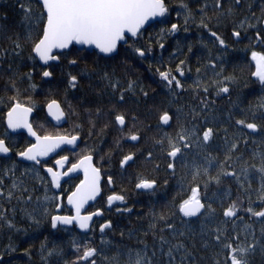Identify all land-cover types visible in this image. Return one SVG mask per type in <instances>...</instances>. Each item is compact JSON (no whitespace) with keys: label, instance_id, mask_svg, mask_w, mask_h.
<instances>
[{"label":"trees","instance_id":"obj_1","mask_svg":"<svg viewBox=\"0 0 264 264\" xmlns=\"http://www.w3.org/2000/svg\"><path fill=\"white\" fill-rule=\"evenodd\" d=\"M26 7L31 6L33 12H39L40 6L37 0H0V52L8 50L6 56H0V98L7 100L9 97L15 96L16 92L12 89V83L21 90L25 97L31 96L34 101L35 116L32 119L34 129L40 135L45 134H64L72 132L76 125H83L80 131L81 144L76 153L63 152L62 155H69L72 162L78 157L85 146H91L96 151V163L100 166L99 157H105L106 162L102 166L105 173L104 179L108 174L113 176V189L103 182V195L95 207L103 209V217L96 220L91 232L88 235L81 234L73 229H58L53 231L48 219L42 217V208L44 195H53L52 187L49 180L43 172V169L37 168L39 176L33 171V166L25 165L17 161L16 153L22 151L29 143H31L25 135L11 136L5 128L3 114L6 111V105L0 104V138L6 140V143L12 148V155L8 159H0V179H3V186L7 191L12 184L13 179L18 183V188L14 189V197L11 202L6 199H0L4 207L8 209L7 215L13 219L16 229H9L5 224L0 222V255L3 259L0 264H74L77 255L76 248L73 246L74 241L81 245L88 244L96 247L99 252L96 264H128V253L131 251L133 255L136 251H145L147 246L148 255L152 257L153 264L157 261H167L168 257L162 255L160 251L159 236L163 235L169 244L164 245L163 251L166 253L170 244H175L177 240H182L195 255L196 264H216L217 260L223 264L224 253L220 246L216 244L211 231L206 235L200 232L201 224L207 223L205 218L201 216L199 219L182 218L179 214L173 217L176 229L186 233L185 236L173 237L171 231L163 228V223L157 225L156 229H150L149 224L152 217L149 215L151 211L159 213L161 210L167 212V205L174 198L179 201L186 193L182 192L180 185L183 183L187 188V182L190 180L191 166L194 162L203 163L202 156L211 153L218 160L224 159L223 146L225 137L229 140L233 137L239 139V154L249 164L259 166L260 157L264 155V86H261L258 79L252 76L255 71V64L251 60V50L264 51V43L256 40V32L259 31L264 36L262 23L264 20V0H240V4H236L235 0H224V8L232 7L234 9L232 15L218 16L213 10L214 0H166L169 7V14L164 23H156L146 29L143 33L141 45L147 46L149 36L152 40V52L147 59H140L128 51L129 44L120 46L118 54L113 58L98 57L97 52H88L86 50H77L72 48L65 52L61 57V61L57 65H51L53 76L51 81H45L41 75L43 68L37 61L29 60L30 42L25 39L29 32L36 30L35 25L30 24L25 19V13L20 5ZM182 3H187L192 9L195 20L190 19L187 24L188 31H184V13L181 10ZM204 3L208 4L207 12L212 17L210 27L223 37L228 45L226 49H221L213 38L209 36L206 29L199 26L200 9ZM181 11V15L177 17L176 12ZM247 21L244 27L240 24ZM171 23H178L181 29L176 34L165 35L159 42L164 43V49L158 46V34L161 28L170 27ZM252 25V26H249ZM240 31L241 36L237 42L232 35L233 30ZM19 38L21 44L24 45L21 56H15L11 53L13 47L12 41ZM203 41V43H202ZM256 44H258L256 46ZM207 45V47H205ZM179 46L180 51H177ZM191 46L192 51L188 48ZM209 54L213 58L219 57L217 71L220 70V61L223 64V75L232 76L235 79L229 84L230 92L228 94L219 93L214 87H210L207 94L202 89L198 90L195 81L199 78L205 83L215 79L211 69H205L203 66L207 64ZM83 57L78 60L77 66H70L68 59ZM161 57L163 63H160ZM127 61L125 64L124 61ZM180 60H185V75L181 79L184 85L182 90H177L173 96L167 86L161 81L157 68H163L170 64L173 68ZM12 65V69L8 65ZM85 66L91 71L98 72L101 69L108 71L115 70V76L119 77L122 84L126 86L129 79L137 81L148 93L149 96L145 100L139 97L138 93L129 96V104L126 106L132 110L133 115L140 118L142 124L138 125L142 130V139L139 143L129 142L126 139H120L121 133L114 124H110L105 128L104 124L111 117L97 116L95 109L103 108L107 111L111 107L118 96L113 93L106 81L100 78L95 72L88 76H82L77 89H71L67 84V74H79L80 69ZM35 67V72L31 80L21 79L25 73ZM19 76L13 75V70H17ZM191 69L188 71V69ZM200 68L201 73L198 74L196 69ZM11 77V79H10ZM32 85H35L33 88ZM140 99L137 105L131 101ZM51 99L60 101L66 113L67 125L62 129L55 128L48 120L45 114L47 103ZM202 101L207 102V109L203 112ZM72 105V110L68 108V104ZM88 109L92 110L91 117ZM160 110H168L173 114V120L169 125H160L157 118ZM195 109L196 115L193 119L192 110ZM179 110V111H178ZM207 119V123H206ZM245 119L246 122H254L260 127L257 130H250L236 124V120ZM90 120L95 121V128H92ZM195 124L198 129L205 126H212L217 130V135L209 143L206 150L198 148L193 142V146L184 156L175 160V175L167 169L170 161L166 153L153 145L152 138H160L164 133H168L173 137L176 136L181 125L191 128ZM147 126V127H146ZM226 130V131H225ZM92 135L89 136L88 132ZM120 140L117 144V140ZM140 149L143 152L152 150L154 153V161H147L144 156L137 154L135 163L125 168L120 167V159L122 155L128 151H136ZM110 155V159H109ZM233 159H235V154ZM159 164L156 170L154 165ZM15 166L14 173L7 172L8 169ZM51 166V162L50 165ZM214 174V172H213ZM140 175L147 177H156L161 183L155 193L137 190L135 185ZM43 178L44 182L41 183ZM167 179V185L163 184V180ZM243 179V177H241ZM251 180L250 193L253 206L259 210L261 206L257 199L256 190L260 187V176L255 169L249 172ZM79 179L70 180L63 187L64 202L70 191ZM247 187V184L245 185ZM27 189V191H25ZM47 189V193L45 192ZM230 191L229 195L226 192ZM113 192L124 195L125 201H115L111 206L107 204V196ZM201 192L205 195L206 202L212 203L216 209L215 220L208 224L210 230L220 225L224 218L221 215L222 205L216 199L214 194L221 196L225 202L229 199H236L238 196L243 197L244 193L240 190L238 182L232 178H226L221 185H210L207 190L201 188ZM179 193V194H178ZM21 195L24 200L17 199ZM31 195L32 200L26 202L27 196ZM211 197V200L207 198ZM39 198V200L37 199ZM243 206L248 207L247 200H244ZM13 209L15 212L13 213ZM40 224L37 225L26 213L32 212ZM130 209L131 211H127ZM61 214H70L64 207ZM242 220H237L235 224V232H238L243 238L247 235L249 242L253 238V234L258 241L257 251L249 255L250 264H264V253L260 251V244H264V235L261 228L264 222L255 217H250L245 212H241ZM106 219L112 221L113 227L106 231L101 241L99 225L104 223ZM190 225L186 227L185 225ZM251 225V228L245 233V225ZM228 234H233L234 228L231 220L227 221ZM156 232L154 236L152 233ZM123 233V235H121ZM49 247L58 248L60 254L54 255L47 260L42 259L40 254V245L45 242ZM207 244V246H205ZM9 245L15 247L16 251H9ZM24 249L31 251V256L25 254ZM156 250L155 256H152V250ZM176 259L179 261L180 254L176 253Z\"/></svg>","mask_w":264,"mask_h":264},{"label":"snow or ice","instance_id":"obj_2","mask_svg":"<svg viewBox=\"0 0 264 264\" xmlns=\"http://www.w3.org/2000/svg\"><path fill=\"white\" fill-rule=\"evenodd\" d=\"M37 2L40 10L36 13L33 12L30 5L26 7L22 3L20 7L25 13V19L29 20L30 24L36 27V30L29 32L25 39L30 42L31 51L29 53V60L41 62V67L43 68L41 75L44 78L53 76L51 62H60L61 57L65 54V50H71L75 45L94 46L98 50V57L103 55L106 58H111L112 55L118 54L121 43L129 44V41L132 40L133 42L129 44L128 51L140 59H147L152 52V38L149 36L147 46L141 45L143 33L146 31L145 25L149 21L164 23L169 14V7L166 0H37ZM235 3L240 4V0H235ZM212 7L218 16L232 15L234 11L232 7L224 8V0H214ZM207 8L208 4L204 3L200 9L199 26L208 31L209 36L215 40L221 49H226L228 45L225 39L218 35L217 32L212 31L209 26L212 17L208 15ZM181 10L184 13V31L187 32L188 21L190 19L195 20V17L187 3H182ZM176 15L179 17L181 11H177ZM157 18L161 19L157 20ZM246 22L242 21L240 26L244 27ZM180 29L181 26L178 23H171L170 27L161 28L158 34L159 48L161 50L164 49V43L159 41L165 35L176 34ZM232 35L239 38L241 33L234 29ZM256 40L264 43V36H261L259 31L256 32ZM12 45L11 53L15 56H21L24 45L21 44L19 38L13 40ZM176 50L180 51L179 46H177ZM188 51H192L191 46H189ZM7 54V49L0 52V56H6ZM80 59H83V57L71 58L67 62L70 66H77L78 60ZM251 60L255 64V71L252 72V76L258 79L261 86H264V51L251 50ZM218 61L219 57L213 58L209 54L207 64L203 66L205 69L212 70L213 76L216 77L215 79H211L208 83H205L199 78L195 81L197 89H202L205 94L208 93L210 87H214L217 90V94H228L230 92L229 84L235 78L223 75L222 61H220V70L217 71ZM124 63L126 64L127 61L125 60ZM160 63H163L162 57ZM8 68L11 70L12 65L9 64ZM185 69V60H180L174 68L170 64L165 65L162 69L157 68V73L161 81L167 86L173 96H175L177 90L184 88L180 78L184 77ZM190 70L189 68L188 71ZM196 71L198 74L201 73L200 68H197ZM34 72L35 67L20 78L31 80ZM94 72L100 75L102 80L107 82L113 93L118 92L116 100L114 102L110 101L111 107L107 111L101 107H97L95 109L96 115L106 118L111 117V119H107L104 127L107 128L110 124H114L121 133L120 139L139 143L142 139V130L138 125L142 124V122L139 116L133 115L132 110L126 107L130 102L128 94L131 93L133 96H136L138 93L139 97H143L146 100L149 93L135 80H127L126 86L122 84L120 78L115 76V70L110 72L107 69H101L96 72L95 70L90 71L87 66L80 69L79 74L69 72L67 74V84L71 89L75 90L78 88L82 76L91 77ZM13 75L19 76L18 68L17 70H13ZM32 87L34 88L35 85H32ZM12 89L16 92L15 96L9 97L7 100L0 98V104L6 105V111L3 114L6 129L15 131L24 128L35 138L34 143H29L22 151H18L16 155L25 160L32 161V171L37 176H39V171H37L36 166H41L45 171V175L48 177L53 191V195L45 194L43 204L39 205L42 208V217L48 219L53 229L61 226L78 225L82 230L91 231L94 217L99 218L103 216V209L96 208L94 211H89L87 206L90 201L94 202L100 196L102 192V181L109 186L114 183L111 174L107 175L106 180L104 179L105 173L102 171V166L106 162L105 157L102 155L99 157L100 166H97L95 149L86 145L85 150L75 158V162H72L69 155H59V158L55 159L54 165L49 166L48 161L44 158L56 153L57 149H61L62 145L72 146V149L78 147L80 131L83 130V125H76L72 132L64 134H38L29 120V116L35 106L32 97H25L21 90L16 87L15 83H12ZM131 102L138 105L140 99L137 98ZM202 104L203 108L201 111L203 112L207 109L208 105L206 101H202ZM262 106H264V101H262ZM68 108L72 110L70 103L68 104ZM47 110L56 121H60L68 115L57 99H51L47 103ZM156 111L159 113L157 118L161 126L169 125L173 120V114L168 110L157 109ZM88 112L91 117L92 110L88 109ZM192 115L193 119L198 115L195 109L192 110ZM90 123L92 128H95V121L90 120ZM236 124L250 130H257L260 127L254 122H246L245 119L236 120ZM88 135L91 136L92 132L89 131ZM216 135L217 130L212 126H205L202 129H198L195 124L191 128L181 125L176 136L173 137L168 133H164L158 139L152 138V141L153 145L164 151L167 158L172 161L167 164V169L175 175V160L178 157L182 158L192 148L193 142H195L198 148L206 150ZM119 142L120 140L118 139L117 144ZM239 143L240 141L236 137L230 140L225 137L223 160H218L216 156L207 153L202 156L203 163L194 162L191 166L190 180L187 182V188L184 187L183 183L180 185L181 191L186 194L179 201H176L174 198L169 202L167 212L164 210H161L159 213L151 211L149 215L152 217V222L149 224V228L154 230L158 224L163 223L164 227L159 229L160 232L167 229L171 231L173 237L177 235L185 236L186 233L184 231H178L176 229L173 217L177 214L182 218L199 219L203 216L207 223L201 224L200 232L202 235H206L211 231L216 244L226 253L223 264H250L249 255L257 251L258 241L253 234L252 240L245 242L247 241V235L242 238L238 232H235V224L237 220H242L240 216L242 211L250 217L258 218L264 222V155L260 157L259 166L249 164L243 155L239 154ZM11 151L12 148L8 146L6 140L0 138V153L7 154ZM138 152L149 162L155 159L152 150H147L146 152L140 149L128 151L122 155L119 162L120 167L123 169L125 166H130V164L135 163ZM234 154L235 159H233ZM154 167L158 170L159 164H155ZM251 169H255L260 176V187L256 190L257 199L261 204L259 210L253 206L250 193L251 180L249 179V172ZM14 171V165L7 170L10 173H14ZM77 173H82V178L68 191L66 198L67 206H70L72 214H61L65 207L64 192L61 190L59 194H56V190L62 189V180L64 178L67 177L68 180H71L72 174ZM226 178L235 179L244 195L243 197L238 196L236 199H229L225 202L221 196L214 194L222 205L221 215L224 220L215 229L210 230L208 224L215 220L216 209L213 208L212 203L206 202L201 188L207 190L210 185L219 186ZM43 182L44 180L42 178L41 183ZM160 183L161 181L156 177L140 175L135 187L137 190L155 193ZM167 183V179H164L163 184L167 185ZM246 184L247 187L245 186ZM18 186L17 181L13 179L11 187L5 191L3 179H0V199H6L8 202H11L14 197L13 190L18 188ZM45 192L47 193V189H45ZM226 195L230 197V191L226 192ZM17 199L24 200L25 198L21 195ZM37 199L39 200V198ZM125 199L126 197L124 195L113 192L107 196V204L111 206L113 202L125 201ZM207 199L211 200L212 198L209 197ZM31 200L32 196H27L26 202H30ZM244 200L248 202V207L246 208L243 206ZM12 211L14 213L15 209ZM127 211L131 210L128 209ZM7 212L8 209L4 207L3 203H0V222L5 224L9 229L20 231V229H16L13 219L8 217ZM34 213L35 209L26 214L39 225L41 221L36 219ZM229 220L232 221L234 228L233 234L231 235L228 234L227 230V221ZM185 226L190 228V225L186 224ZM112 227L113 224L110 219H106L104 223L99 225L102 242L106 234L105 230H111ZM250 228L251 225L246 224L244 229L245 233ZM261 233L264 235V227L261 228ZM152 234L155 236L156 232L153 231ZM159 240L161 254L166 255L168 260L166 262L162 260L157 261L156 264H196L194 253L182 240H177L175 244H170L166 253L163 249L165 244H169V241L163 235L159 236ZM73 246L80 253L77 255L74 264H96L95 257L99 252L96 247L89 246L88 244L81 245L75 241ZM259 247L260 251L264 253V244H260ZM146 249L147 246H145L143 254L136 251L133 255L130 251L128 253V264H153V259L148 255ZM9 251L14 252L16 249L9 245ZM39 251L44 260L58 255L61 252L58 248L49 247L47 238H45V242L41 243ZM24 252L26 255L31 256L29 249H24ZM176 253L180 254L179 261L176 259ZM155 254L156 250L153 249L152 256H155ZM2 259L3 257L0 255V261ZM216 264H221V261L217 260Z\"/></svg>","mask_w":264,"mask_h":264},{"label":"water","instance_id":"obj_3","mask_svg":"<svg viewBox=\"0 0 264 264\" xmlns=\"http://www.w3.org/2000/svg\"><path fill=\"white\" fill-rule=\"evenodd\" d=\"M159 19H161V18H157V20H159ZM156 23H158V22H155V21H149L148 24L145 25V29L149 28L150 26H152L153 24H156ZM262 28H263V30H264V20H263V23H262ZM234 39L238 42L240 38H236V37H234ZM123 45H125V44L121 43V46H123ZM257 45H258V44H256V46H257ZM74 47H75L76 49H78V50H86V51H88V52H98V50L95 49L94 46L75 45ZM118 50H119V49H118ZM67 51H69V50H65V52H67ZM116 55H117V54L112 55L111 57H114V56H116ZM101 56L104 57L103 55H101ZM105 58H106V57H105ZM38 62H39V61H38ZM39 64L41 65V62H39ZM51 64H57V62H51ZM43 78H44V77H43ZM44 80H46V81H50V80H52V77H50V78H44ZM45 112H46V116L48 117L49 121H50V122H51L56 128H63V127L67 124V118H66V117L63 118V119L60 120V121H56L55 118H54L52 115H50V114L48 113L47 107H46V109H45ZM33 116H34V111H33V112L30 114V116H29V120H30V122H31ZM5 126H6V125H5ZM7 130H8V132H9L11 135L25 134V135L27 136V138H28L30 141H32L33 143L35 142V138L32 137V136L28 133L27 129L21 128V129H17V130H15V131H13V130H11V129H7ZM80 143H81V140L78 141V147H79ZM78 147L72 149V146L62 145V146H61V149H57V152H56V153H53V154H51L49 157H46V158H44V159L47 160V161H50L51 159H54L56 156H58V155H59L61 152H63L64 150H69V151H71V152H75V151L77 150ZM70 149H72V150H70ZM10 156H11V152H10V153H7V154L0 153V158H9ZM17 159H18L19 162H21V163H23V164H32V165H33V162H32V161L25 160L24 158H21V157H19V156L17 157ZM38 167H39V166H38ZM43 171H44V170H43ZM44 173H45V171H44ZM47 178H48V177H47ZM77 178H82V173L72 174V179H77ZM65 181H67V182L69 181L67 177L64 178V180H62V186L66 183ZM102 183H103V181H102ZM110 188L112 189V185L110 186ZM60 191H61V189L56 190V193L58 194ZM101 196H102V192H101L100 196L97 197V200H96V201H94V202H93V201H90V202H89V205L87 206V208L89 209L91 206H94V205L99 201V199L101 198ZM65 205H66V208H67L69 211H71L70 206H67V203H66V202H65ZM100 218H102V216L99 217V218L94 217V220H93L92 226H93V224L95 223V221L98 220V219H100ZM193 219H196V218H193ZM92 226H91V228H92ZM73 227H75L76 230H77L79 233H81V234L88 235V234L90 233V231H86V230H82V229H80V228L78 227V225L61 226V227H58V228H56V229H53V228H52V230H53V231H57L59 228H63V229H71V228H73ZM106 231H108V230L106 229L105 232H106ZM99 232H100V231H99Z\"/></svg>","mask_w":264,"mask_h":264},{"label":"flooded vegetation","instance_id":"obj_4","mask_svg":"<svg viewBox=\"0 0 264 264\" xmlns=\"http://www.w3.org/2000/svg\"><path fill=\"white\" fill-rule=\"evenodd\" d=\"M30 141V140H29ZM31 142V141H30ZM32 143V142H31ZM54 161H55V159L54 160H51V161H49L48 163H49V165H50V162H51V166H53V164H54Z\"/></svg>","mask_w":264,"mask_h":264},{"label":"bare ground","instance_id":"obj_5","mask_svg":"<svg viewBox=\"0 0 264 264\" xmlns=\"http://www.w3.org/2000/svg\"><path fill=\"white\" fill-rule=\"evenodd\" d=\"M19 135H22V134H18V135H13V136H19Z\"/></svg>","mask_w":264,"mask_h":264}]
</instances>
